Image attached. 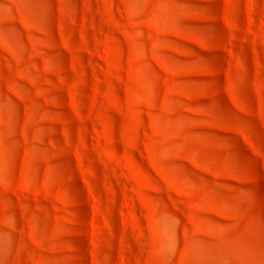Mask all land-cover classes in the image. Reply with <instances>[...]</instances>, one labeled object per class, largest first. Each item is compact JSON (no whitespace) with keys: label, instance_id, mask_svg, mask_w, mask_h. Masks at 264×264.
Instances as JSON below:
<instances>
[{"label":"rangeland","instance_id":"1","mask_svg":"<svg viewBox=\"0 0 264 264\" xmlns=\"http://www.w3.org/2000/svg\"><path fill=\"white\" fill-rule=\"evenodd\" d=\"M0 264H264V0H0Z\"/></svg>","mask_w":264,"mask_h":264}]
</instances>
